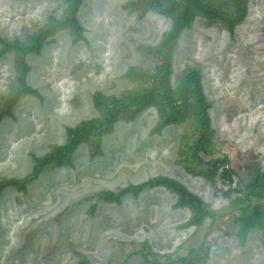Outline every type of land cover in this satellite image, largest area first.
Masks as SVG:
<instances>
[{
  "label": "rangeland",
  "instance_id": "obj_1",
  "mask_svg": "<svg viewBox=\"0 0 264 264\" xmlns=\"http://www.w3.org/2000/svg\"><path fill=\"white\" fill-rule=\"evenodd\" d=\"M146 0H83L72 27L48 37L28 54L26 94L0 121V185L26 180L37 161L69 141V130L101 120L95 97L115 99L149 87L161 64L156 49L172 16ZM211 1V0H210ZM232 9L231 0H213ZM71 0H0L3 42L26 45L38 31L65 17ZM167 2V0H166ZM168 84L176 89L196 68L209 109L212 155L186 166L179 150L188 118L157 131L154 106L122 113L113 131L82 138L67 166L45 167L26 187L0 192V264H264V229L250 221L264 207V0H249L248 15L232 35L196 16L169 51ZM18 54L0 56V112L17 86ZM215 161V162H214ZM225 168L235 172L224 183ZM158 178L174 179L216 213L193 223V210L163 185L124 191ZM114 193L119 201H106ZM147 249L143 251V246Z\"/></svg>",
  "mask_w": 264,
  "mask_h": 264
},
{
  "label": "trees",
  "instance_id": "obj_2",
  "mask_svg": "<svg viewBox=\"0 0 264 264\" xmlns=\"http://www.w3.org/2000/svg\"><path fill=\"white\" fill-rule=\"evenodd\" d=\"M82 1L71 0L68 14L60 19H52V24L38 31L28 44L3 42L4 48L0 56L10 50H15L18 54V73L16 77L17 86L0 112V121L4 117L11 115L14 106L22 96L37 94V91L30 87L27 82V77L31 70L27 61L28 54L40 53L46 39L66 27L73 28V42L75 44L85 40L84 27L78 20V12ZM145 3L149 9H153L163 16L174 17L171 29L164 34L161 44L155 51L161 60V64L154 73L146 75L152 81V85L129 92L122 98L109 99L97 95L95 103L104 111L103 118L84 123L76 129L69 130V141L65 145L56 146L51 153L39 159L33 173L26 180H6L0 185V192L10 185L21 188L26 187L49 165L67 166L71 162V158L82 138L89 135L92 131H98L96 144L100 146V140L103 135L113 131L117 117L120 114L129 113L133 117L138 111L148 106H154L159 114L157 131L167 125H178L185 122L188 118L191 119L192 125L182 137L179 150V156L186 166L202 162L201 153L212 155L214 149L213 131L209 115L211 104L207 101L204 93L201 73L196 68H189L181 77L177 88L172 89L168 84L172 71L169 51L174 46L181 31L188 27L196 16L202 17L210 23H220L233 35L237 26L248 15L249 0H231L232 9L217 6L213 0H167V2L166 0H146ZM234 175L235 172L233 170L225 168L222 173L223 182L233 185ZM155 185H163L176 193L179 203L187 205L193 210V223L199 224L206 217L216 218V213L203 199L174 179L158 178L154 181L143 183L139 187L126 189L124 192L138 194L147 187ZM102 196L109 202L119 201V197L114 193H103ZM258 196L262 198L264 195L260 194ZM251 220L256 221L264 229V207H255L251 217L244 216L241 219L245 231L248 230ZM146 249L147 245L145 244L142 250L145 251ZM179 261L182 264H187L188 260L187 258H180Z\"/></svg>",
  "mask_w": 264,
  "mask_h": 264
}]
</instances>
